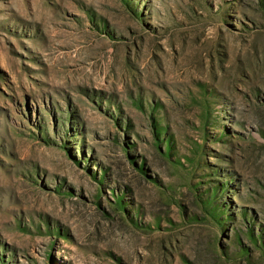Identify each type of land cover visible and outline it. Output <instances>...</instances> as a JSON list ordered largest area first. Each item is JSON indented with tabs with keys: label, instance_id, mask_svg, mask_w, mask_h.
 Masks as SVG:
<instances>
[{
	"label": "rangeland",
	"instance_id": "1",
	"mask_svg": "<svg viewBox=\"0 0 264 264\" xmlns=\"http://www.w3.org/2000/svg\"><path fill=\"white\" fill-rule=\"evenodd\" d=\"M0 264H264V0H0Z\"/></svg>",
	"mask_w": 264,
	"mask_h": 264
}]
</instances>
